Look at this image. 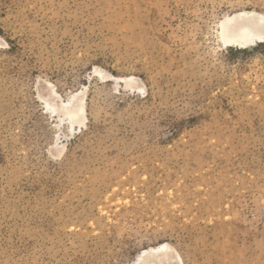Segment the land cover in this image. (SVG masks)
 <instances>
[{
  "label": "rangeland",
  "instance_id": "374dc122",
  "mask_svg": "<svg viewBox=\"0 0 264 264\" xmlns=\"http://www.w3.org/2000/svg\"><path fill=\"white\" fill-rule=\"evenodd\" d=\"M245 10L0 0V264H264V42L221 40Z\"/></svg>",
  "mask_w": 264,
  "mask_h": 264
},
{
  "label": "bare ground",
  "instance_id": "6f19581e",
  "mask_svg": "<svg viewBox=\"0 0 264 264\" xmlns=\"http://www.w3.org/2000/svg\"><path fill=\"white\" fill-rule=\"evenodd\" d=\"M251 13H252L251 11L245 10V11L235 12L231 15L232 18L235 16H244L245 19L233 25L227 33L226 32L221 33V40L223 44L245 48L257 42H264V15L253 16L251 15ZM260 21H262V23H259ZM95 71L99 73L101 78L104 77L103 74H101V72L98 69H95ZM111 78H113L114 81L118 77L111 75ZM135 88L137 90L143 89L142 85L140 86L139 84ZM135 88L133 87V90ZM43 92L46 96L50 98V100L53 101V102L51 101L52 103H56V104L61 103L60 100L61 97L56 92V90L44 84ZM63 102H65V100ZM46 106L49 107L48 104H46ZM72 109H73L72 112L69 111V115L67 113L68 110L67 112L65 111L67 113L66 115H68L69 117L68 119L70 121V126L69 125L68 126L71 127V129L73 128V123H75L74 120L72 119V117L74 116L72 115L84 111L83 96L79 98L78 101H76ZM48 112L52 113L53 110ZM65 112L63 113L65 114ZM81 120L83 121V119ZM81 120H78L79 124L82 122ZM145 254L147 255L145 258H143ZM136 259L137 261L135 260L133 264H135L136 262H137L136 264H181L182 262L180 261V258L177 255V253L173 249L168 248V244L166 242L160 243L159 245H157V247L151 246L143 249L142 253H140L138 255V258Z\"/></svg>",
  "mask_w": 264,
  "mask_h": 264
}]
</instances>
